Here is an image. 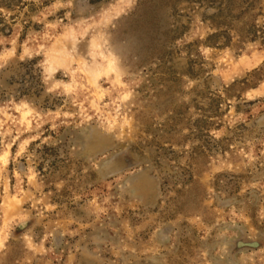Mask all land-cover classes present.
<instances>
[{"label": "rangeland", "instance_id": "1", "mask_svg": "<svg viewBox=\"0 0 264 264\" xmlns=\"http://www.w3.org/2000/svg\"><path fill=\"white\" fill-rule=\"evenodd\" d=\"M0 264H264V0H0Z\"/></svg>", "mask_w": 264, "mask_h": 264}]
</instances>
